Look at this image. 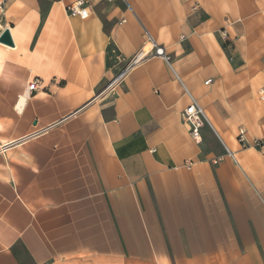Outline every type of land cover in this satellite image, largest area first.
<instances>
[{"label": "crops", "instance_id": "0c3cea01", "mask_svg": "<svg viewBox=\"0 0 264 264\" xmlns=\"http://www.w3.org/2000/svg\"><path fill=\"white\" fill-rule=\"evenodd\" d=\"M75 1L0 0V264H264V0Z\"/></svg>", "mask_w": 264, "mask_h": 264}, {"label": "built area", "instance_id": "2783aa9c", "mask_svg": "<svg viewBox=\"0 0 264 264\" xmlns=\"http://www.w3.org/2000/svg\"><path fill=\"white\" fill-rule=\"evenodd\" d=\"M106 2H109L110 0H104ZM89 2L88 0H76L74 3L68 5L66 7V13L70 17H79L80 19H86L89 15ZM124 22V21H122ZM224 36V35H223ZM148 50L145 51V49H142V51L137 54L135 57L130 59V61L127 64V68L131 66L132 64L137 63L139 60H141L143 57L148 56H160L162 57L166 62L169 61V55L164 54L163 48L161 46H158L155 44V42L148 37ZM127 68L124 70L126 71ZM123 75V72H121L113 81H116ZM211 81L207 80L205 82V85L209 84ZM38 89L37 81H32L27 85L26 92L32 93ZM259 96L261 100L264 101V90L260 89L258 91ZM182 120L184 123H186L189 126V134L191 139L195 143H199L201 141V135L200 131L204 127L205 123H208L206 115L204 113V110L201 108V106L191 98L189 105L185 108V110L182 113ZM236 143L240 147L246 148L247 146H250L245 138V131L242 128L238 129L237 136H236ZM251 146L258 150L261 153H264V137L262 139H256L253 141ZM227 154H230L228 150H226ZM219 161V159H216L213 163L216 164Z\"/></svg>", "mask_w": 264, "mask_h": 264}, {"label": "water", "instance_id": "95a60500", "mask_svg": "<svg viewBox=\"0 0 264 264\" xmlns=\"http://www.w3.org/2000/svg\"><path fill=\"white\" fill-rule=\"evenodd\" d=\"M0 43L7 46H12V40L7 30H5L0 36Z\"/></svg>", "mask_w": 264, "mask_h": 264}, {"label": "rangeland", "instance_id": "374dc122", "mask_svg": "<svg viewBox=\"0 0 264 264\" xmlns=\"http://www.w3.org/2000/svg\"><path fill=\"white\" fill-rule=\"evenodd\" d=\"M236 136H237V133H236L235 137L233 138V141H234V142H236V141H235V140H236ZM222 138H223V140H225V141L227 142V140H226V138H225L224 136H223ZM228 146H229V145H228ZM247 147H248V146H247ZM241 148H244V147H241Z\"/></svg>", "mask_w": 264, "mask_h": 264}, {"label": "bare ground", "instance_id": "6f19581e", "mask_svg": "<svg viewBox=\"0 0 264 264\" xmlns=\"http://www.w3.org/2000/svg\"><path fill=\"white\" fill-rule=\"evenodd\" d=\"M149 47V46H148ZM148 47L145 48V51L148 50ZM217 130V129H216ZM218 131V130H217ZM220 134V133H219ZM221 137H223L221 134H220ZM229 150V149H228ZM230 151V150H229ZM231 153H233L232 151H230Z\"/></svg>", "mask_w": 264, "mask_h": 264}, {"label": "trees", "instance_id": "16d2710c", "mask_svg": "<svg viewBox=\"0 0 264 264\" xmlns=\"http://www.w3.org/2000/svg\"><path fill=\"white\" fill-rule=\"evenodd\" d=\"M223 46H225V45H223Z\"/></svg>", "mask_w": 264, "mask_h": 264}]
</instances>
